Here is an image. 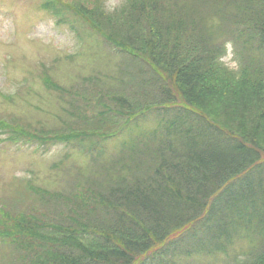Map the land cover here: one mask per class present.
<instances>
[{"label": "trees", "instance_id": "1", "mask_svg": "<svg viewBox=\"0 0 264 264\" xmlns=\"http://www.w3.org/2000/svg\"><path fill=\"white\" fill-rule=\"evenodd\" d=\"M113 12L99 24L80 12L75 75L43 79L65 116L0 117L3 139L70 145L86 161L0 205L7 264H264V0H129Z\"/></svg>", "mask_w": 264, "mask_h": 264}, {"label": "rangeland", "instance_id": "2", "mask_svg": "<svg viewBox=\"0 0 264 264\" xmlns=\"http://www.w3.org/2000/svg\"><path fill=\"white\" fill-rule=\"evenodd\" d=\"M128 1L0 0V117L8 121L22 117L26 127L28 123L51 126L54 119L50 112L61 118L65 116L59 111L55 114L56 94L45 85L44 77L68 86L75 75V57L69 56L76 51V31L84 33L80 12L99 24L100 18L115 14L113 10ZM53 2L56 7L52 6ZM222 60L229 69H235L230 53ZM211 110L210 117L217 123L235 128L218 109ZM40 121L41 124L37 123ZM56 122L60 124L57 119ZM68 147L71 146L53 145L43 152L19 142L11 143L0 136V205L7 203L17 188L22 192L29 184L51 189L64 180L67 169L75 171V161L86 164ZM65 152L70 153V158L64 157ZM29 200L20 201L19 206L24 209L31 203ZM7 207L14 208L12 204ZM165 257V262L178 258ZM11 258L6 247L0 246V264H7ZM188 258H181L176 264L205 261L199 257Z\"/></svg>", "mask_w": 264, "mask_h": 264}]
</instances>
